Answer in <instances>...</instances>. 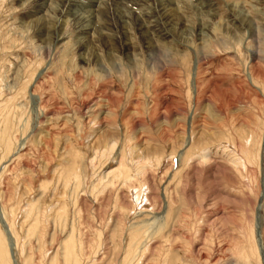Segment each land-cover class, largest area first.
Masks as SVG:
<instances>
[{"label":"rangeland","instance_id":"374dc122","mask_svg":"<svg viewBox=\"0 0 264 264\" xmlns=\"http://www.w3.org/2000/svg\"><path fill=\"white\" fill-rule=\"evenodd\" d=\"M45 1L0 0V264H263L264 0Z\"/></svg>","mask_w":264,"mask_h":264},{"label":"bare ground","instance_id":"6f19581e","mask_svg":"<svg viewBox=\"0 0 264 264\" xmlns=\"http://www.w3.org/2000/svg\"><path fill=\"white\" fill-rule=\"evenodd\" d=\"M40 1V0H39ZM42 1H45V0H42ZM65 1V0H64ZM91 1V0H90ZM130 1H132V4H134L135 6H137L138 5V0H130ZM167 1V0H166ZM165 1V2H166ZM46 2V1H45ZM93 2H95V1H93ZM102 2H103V0H97V3H92L93 5H91V9H89L88 8V12H91V13H95L97 10H98V8L100 7L99 5H101L102 4ZM176 3V1L175 0H168V2L166 3V6H172V5H174ZM97 4V5H96ZM99 4V5H98ZM162 4V3H161ZM160 4V5H161ZM95 5V6H94ZM161 6H164L165 7V4H162ZM101 8V7H100ZM163 7H161V9H162ZM97 9V10H96ZM160 9V8H159ZM82 10H84L83 8H82ZM165 10V9H164ZM163 12V11H162ZM161 13V12H160ZM164 13V14H163ZM162 13V15H158V17L162 20V18L164 17V19H163V21H165V23H166V25H167V23H168V26H170L173 22H174V20H175V10H171V9H169V10H167V11H164ZM83 14V13H82ZM89 14V13H88ZM91 15V14H90ZM85 16V15H84ZM81 17V16H80ZM87 18V17H86ZM85 18V19H86ZM90 18V17H89ZM88 18V19H89ZM177 20H178V18H176ZM39 20H41V18H39ZM180 22V21H179ZM142 23V22H141ZM181 24V23H180ZM165 25V27L167 28V26ZM172 25H174V23L172 24ZM176 25V24H175ZM185 25V24H184ZM178 27H179V25H178ZM177 27V28H178ZM46 28V27H45ZM54 29V28H53ZM83 29V28H82ZM85 29V28H84ZM87 29V28H86ZM174 29V28H173ZM176 29V28H175ZM42 30V29H41ZM166 31V30H165ZM162 32V33H161ZM173 32H175L174 30H173ZM54 33V32H53ZM49 34V33H48ZM160 37H162L163 36V38L164 39H167L168 37H170V35L171 34H169L168 32H166V33H164V30L163 31H160ZM59 37V36H58ZM57 39V38H56ZM57 40H59V39H57ZM264 196H262V198H263ZM261 205V204H260ZM262 208V205L260 206V209ZM256 236H257V238H258V245H259V250L261 251V256H262V261H263V264H264V251H263V249H262V236H261V223H260V221H258V223H257V231H256Z\"/></svg>","mask_w":264,"mask_h":264},{"label":"water","instance_id":"95a60500","mask_svg":"<svg viewBox=\"0 0 264 264\" xmlns=\"http://www.w3.org/2000/svg\"><path fill=\"white\" fill-rule=\"evenodd\" d=\"M258 217H259V212H258Z\"/></svg>","mask_w":264,"mask_h":264}]
</instances>
